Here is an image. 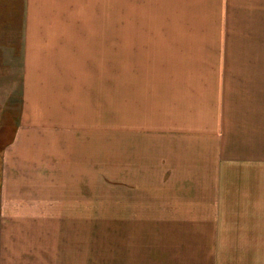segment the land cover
Segmentation results:
<instances>
[{"label":"rangeland","instance_id":"obj_1","mask_svg":"<svg viewBox=\"0 0 264 264\" xmlns=\"http://www.w3.org/2000/svg\"><path fill=\"white\" fill-rule=\"evenodd\" d=\"M184 198L264 264V0H0V264L137 262Z\"/></svg>","mask_w":264,"mask_h":264},{"label":"crops","instance_id":"obj_2","mask_svg":"<svg viewBox=\"0 0 264 264\" xmlns=\"http://www.w3.org/2000/svg\"><path fill=\"white\" fill-rule=\"evenodd\" d=\"M27 25H25L26 27ZM26 30L25 28V37L23 36V40L21 43L23 44V50L21 57L23 58V69H22V77H23V103L21 109L23 111V118L21 119V123L18 124L19 129L17 130L18 136H21L22 133L27 134V137L33 134H37L38 138H42L43 136L50 134L51 127L47 125L45 128V124L36 123L30 124L27 122L26 111L32 110V107H29L30 94L27 89V77L28 72L30 70L29 63H27V51L26 47ZM29 56V55H28ZM43 92V91H42ZM30 101V103H29ZM5 123V122H4ZM7 123V122H6ZM35 127V128H33ZM54 128V126H53ZM53 132V131H52ZM54 133V132H53ZM37 139L36 141H38ZM219 203H222L223 199H217ZM163 203H158L156 208L161 206H172L173 209H170L166 214H155L153 215V223L163 224L159 227L154 226L152 228V239L148 240L150 237L146 238L144 243H140L137 246V253L142 257L141 260L137 262L127 263V264H234L231 262H226L222 259V256H227L229 253L222 250L225 248L223 245L226 244L219 236L214 235V232L210 230L204 232L195 231V235H192V231H188L187 227H182L178 230L177 227L170 228L171 223L179 224H198V223H214L212 222L211 216L206 214L208 204V200H204V204H197V202L192 199H172L166 200L163 199ZM217 204L216 208H219L221 204ZM191 207L193 210H191ZM160 210V209H159ZM186 212L185 214L177 213V212ZM201 212L200 214L196 213ZM190 212V213H188ZM217 217L215 219V223L220 222L219 220V209H216ZM191 228V226H190ZM177 229V230H176ZM219 230H216V234ZM253 233L260 234L259 237L264 240V233L262 231H253ZM145 239V238H144ZM190 240L188 242H184V240ZM193 240L195 244H193ZM138 244V243H137ZM256 248V245L254 244ZM222 250V251H221ZM247 255L248 252H243ZM240 255L242 252L239 253ZM245 258V257H244ZM76 262V261H75ZM73 260L70 261V264H75ZM67 263V262H65ZM239 263V262H238ZM236 263V264H238ZM69 264V263H67ZM120 264V263H119ZM121 264H126L124 261ZM240 264V263H239ZM242 264H251L248 257L247 260L242 262ZM252 264H255L252 262Z\"/></svg>","mask_w":264,"mask_h":264}]
</instances>
